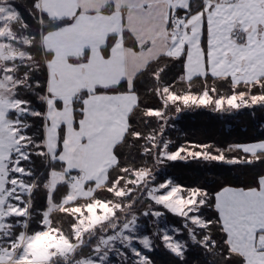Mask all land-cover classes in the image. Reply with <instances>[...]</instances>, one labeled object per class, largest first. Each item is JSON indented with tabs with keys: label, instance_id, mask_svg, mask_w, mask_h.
<instances>
[{
	"label": "snow or ice",
	"instance_id": "obj_1",
	"mask_svg": "<svg viewBox=\"0 0 264 264\" xmlns=\"http://www.w3.org/2000/svg\"><path fill=\"white\" fill-rule=\"evenodd\" d=\"M201 108L264 110V0H0V264H264V138L173 149Z\"/></svg>",
	"mask_w": 264,
	"mask_h": 264
},
{
	"label": "trees",
	"instance_id": "obj_2",
	"mask_svg": "<svg viewBox=\"0 0 264 264\" xmlns=\"http://www.w3.org/2000/svg\"><path fill=\"white\" fill-rule=\"evenodd\" d=\"M178 68L179 66H177V70ZM169 75L171 76L172 73ZM224 90H226V86H224ZM145 100L149 105L159 107V102L154 97L148 96L145 97ZM254 111V116L248 109L234 112L230 116H222L203 108L187 110L178 119L173 120L177 128L167 129L166 135L176 141L173 144V149L186 141L212 142L223 147L234 142H248L253 138H264V127H262L264 110L256 108ZM208 169H212V171H208ZM238 171L239 169L224 164L207 165L200 162H176L164 168L159 173V177L171 176L177 182L187 186L203 184L206 180L211 185L226 176L236 175ZM42 197V193L38 194V201ZM206 215L212 216L214 214L209 211L206 212ZM166 216L170 222L175 223L176 226L179 225V217L172 214H166ZM151 256L155 264H173L174 262V257L165 252L162 247L153 252Z\"/></svg>",
	"mask_w": 264,
	"mask_h": 264
},
{
	"label": "rangeland",
	"instance_id": "obj_3",
	"mask_svg": "<svg viewBox=\"0 0 264 264\" xmlns=\"http://www.w3.org/2000/svg\"><path fill=\"white\" fill-rule=\"evenodd\" d=\"M187 111V110H186ZM184 114V113H183ZM175 121V120H174ZM175 126V127H174ZM172 129V128H177V126L175 125V123H173V121L170 122L169 126H168V129ZM166 138H170L168 137V135H166ZM174 143H176V141L172 138H170ZM171 177V176H170ZM177 182V181H176ZM179 183V182H177ZM181 184V183H180ZM184 185V184H182ZM154 218H142L140 223L142 225V228H141V231L144 232V233H148V232H151L152 229H153V224H152V220ZM174 223L170 222L167 218V216L165 215V217H163L161 220H160V225L161 227H169L171 225H173ZM179 226V225H177Z\"/></svg>",
	"mask_w": 264,
	"mask_h": 264
}]
</instances>
